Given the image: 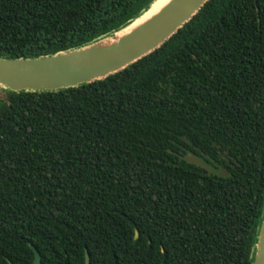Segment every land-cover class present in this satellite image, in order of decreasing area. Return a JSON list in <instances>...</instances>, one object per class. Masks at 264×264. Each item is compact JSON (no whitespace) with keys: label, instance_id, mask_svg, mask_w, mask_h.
<instances>
[{"label":"trees","instance_id":"1","mask_svg":"<svg viewBox=\"0 0 264 264\" xmlns=\"http://www.w3.org/2000/svg\"><path fill=\"white\" fill-rule=\"evenodd\" d=\"M155 0H0V57L83 48ZM0 100V264H253L264 0H208L122 70ZM194 153L222 177L187 162Z\"/></svg>","mask_w":264,"mask_h":264},{"label":"water","instance_id":"2","mask_svg":"<svg viewBox=\"0 0 264 264\" xmlns=\"http://www.w3.org/2000/svg\"><path fill=\"white\" fill-rule=\"evenodd\" d=\"M207 1L171 0L148 22L122 36L116 44L108 47L98 46L105 40L117 36L139 17L112 36L80 49L34 58L0 57V86L12 91H44L75 87L103 79L161 46L179 28L191 20ZM182 157L187 162L204 168L210 173H216L222 177L230 175L226 167L221 166L219 169H214L194 153H187ZM256 247L253 264H264V217ZM32 249L34 251L32 264H41L40 253L34 246ZM89 262L90 257L86 253V263L89 264Z\"/></svg>","mask_w":264,"mask_h":264},{"label":"bare ground","instance_id":"3","mask_svg":"<svg viewBox=\"0 0 264 264\" xmlns=\"http://www.w3.org/2000/svg\"><path fill=\"white\" fill-rule=\"evenodd\" d=\"M170 1L171 0H155V2L151 5V8L146 11L142 16H140L137 20H135L129 27L119 32L117 36L105 40L98 47L103 48L116 44L122 36L131 33L134 29L142 26L155 15H157L162 10V8H164Z\"/></svg>","mask_w":264,"mask_h":264},{"label":"rangeland","instance_id":"4","mask_svg":"<svg viewBox=\"0 0 264 264\" xmlns=\"http://www.w3.org/2000/svg\"><path fill=\"white\" fill-rule=\"evenodd\" d=\"M6 97V93L3 87L0 86V100Z\"/></svg>","mask_w":264,"mask_h":264}]
</instances>
